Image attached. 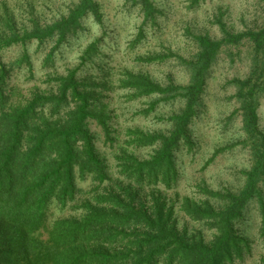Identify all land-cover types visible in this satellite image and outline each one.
Masks as SVG:
<instances>
[{"label":"trees","instance_id":"trees-1","mask_svg":"<svg viewBox=\"0 0 264 264\" xmlns=\"http://www.w3.org/2000/svg\"><path fill=\"white\" fill-rule=\"evenodd\" d=\"M38 2L0 0V264H264L256 252L264 247V0L240 29L221 9L214 13L218 37L186 26L188 55L139 52L160 33L166 11L155 0H122L123 14L137 16L125 45L133 65L174 57L185 82L112 64L129 19L121 17L120 31L109 29L101 0H70L50 21L35 13ZM220 58L247 67L225 81L235 107L220 121L226 130L240 117V133L216 145L202 168L236 146L248 164L236 171V188L201 181L193 196L170 198L183 157L192 163L200 152L196 126ZM140 99L146 106L134 115L168 103L167 126L115 127L117 107ZM175 207L200 226L178 228Z\"/></svg>","mask_w":264,"mask_h":264},{"label":"rangeland","instance_id":"rangeland-1","mask_svg":"<svg viewBox=\"0 0 264 264\" xmlns=\"http://www.w3.org/2000/svg\"><path fill=\"white\" fill-rule=\"evenodd\" d=\"M159 5L163 6L166 11L164 18H161L160 33L148 36V40L144 46L138 51L144 53L146 51L161 52L170 48L182 55H188L194 50L189 38L184 34V28L188 26L194 31L208 32L214 37L220 35L217 25L211 22L214 13L220 9L224 11L223 19L232 25L235 29H240L244 24H250L253 19V8L256 0H205L198 9L193 10L188 7V0H155ZM70 0H39L35 5V13L42 21H50L58 17L61 13L66 12L67 5ZM104 20L109 29H115L118 32L124 27L121 17L126 15L121 11L122 0H101ZM135 13L126 15L129 23L121 31L118 50L114 52L111 63L119 68L134 67L141 68L143 71L149 72L158 80L166 79L171 75L177 82H185L187 75L185 71L177 64L174 57H169L162 62H154L150 65L135 64L126 54V39L135 27ZM91 18L88 23H91ZM99 26L93 24L92 33H97ZM247 71L245 63L236 61L231 64L227 59L220 58L213 67L211 76L205 92L206 110L203 114L202 122L196 126V135L200 139V152L196 155V160L189 163L184 156L181 168L182 177L177 187L167 191V196L175 198L174 191H178L180 196L191 195L196 192V184L205 181L210 187L219 189L222 187L236 188L240 184V180L236 176V171L248 164V155L239 146L233 148L232 152L218 155L213 162L206 168H202L205 159L212 153L214 147L227 141H233L240 133V117H236L232 124L223 130L221 127V119L229 114L235 107L234 102L228 99L229 94L233 92L232 86L224 87L225 81L234 75H244ZM119 102L115 100L114 106H118ZM146 106V99L130 101L127 104L117 107L118 116L114 120L115 127L120 130L127 125H137L145 129L163 128L167 126L165 117L170 113L171 106L162 104L157 110L152 111L148 115H134L137 109ZM260 122L264 127V99L259 108ZM162 116L163 120L160 118ZM93 129H99L95 124H91ZM121 138L124 134L121 133ZM100 149H106L105 146L98 142ZM108 157L112 159L109 149H107ZM148 149H142L141 154H145ZM176 224L178 228H187L192 231L200 225L198 222L190 220L177 207L174 209ZM259 217H254L253 222L257 223ZM207 237L210 231H205ZM264 253V247L257 245L256 252ZM257 253V254H258ZM256 254V256H257ZM252 264V263H250Z\"/></svg>","mask_w":264,"mask_h":264}]
</instances>
